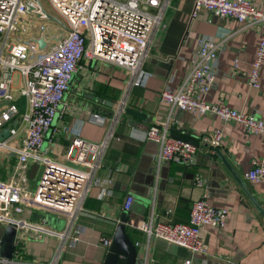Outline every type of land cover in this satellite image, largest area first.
Here are the masks:
<instances>
[{
  "label": "crops",
  "instance_id": "crops-1",
  "mask_svg": "<svg viewBox=\"0 0 264 264\" xmlns=\"http://www.w3.org/2000/svg\"><path fill=\"white\" fill-rule=\"evenodd\" d=\"M264 12V0H252ZM194 0H171L159 31L143 65L142 87L133 89L110 143L103 166L96 175L89 196L84 203L87 216L77 220L81 241L73 249L65 250L56 264H103L108 248L100 243L112 239L115 227L123 216V203L133 199L127 212L126 235L135 246L138 264H264V181L251 183L244 174L252 160L264 154V138L247 134L234 122H222L212 115L197 117L173 111L170 118L166 106L158 101L159 92L176 88L190 70L197 51L199 37H218L222 32L232 34L220 55L217 75L207 96L210 103L253 115L264 121V65L260 69L258 90L247 84L255 57L259 29H248L234 20L219 21L206 12L191 18ZM238 60L237 67L234 61ZM127 73L95 60H82L70 83L55 127L60 129L47 139L43 154L58 162L71 135L64 129L78 127L80 136L96 143L103 139L122 95ZM22 80L12 76L11 89L18 112L25 109L20 95ZM4 102L0 101V109ZM99 115L102 124L88 121L89 115ZM170 120L169 134L188 139L196 145L197 162L193 167L176 163L156 165L158 145L144 139L147 129ZM15 123V121L13 122ZM222 131V143L213 150L202 144L201 138ZM22 135L7 144L20 147ZM41 154V153H40ZM33 163L30 161L29 165ZM17 157L0 150V180L9 181L15 173ZM38 176V175H37ZM203 184L198 186L196 178ZM36 178V176H35ZM28 182L33 191L36 185ZM206 197L216 208L228 210L224 229L202 228L200 239L208 247V256L191 255L187 250L157 239H147L134 228L150 218L154 223L186 224L192 203ZM19 220L43 226L55 233L62 232L64 217L39 208L26 207ZM4 226L0 224V235ZM33 234L15 241L13 261L20 264H49L58 245L55 237Z\"/></svg>",
  "mask_w": 264,
  "mask_h": 264
},
{
  "label": "built area",
  "instance_id": "built-area-1",
  "mask_svg": "<svg viewBox=\"0 0 264 264\" xmlns=\"http://www.w3.org/2000/svg\"><path fill=\"white\" fill-rule=\"evenodd\" d=\"M171 0H47L59 16L63 32L48 38L51 20L39 0H0V131L11 126L9 137L0 144V150L14 153L17 167L9 181L0 180V224L16 225L17 238L31 232L34 239L43 235L55 237L58 245L51 262L56 264L63 252L73 249L81 241L77 220L90 194L96 175L103 166L116 127L126 109L133 89L142 87L145 73L142 68L152 43L159 31ZM200 12L208 13L219 21L234 20L248 29H259V41L254 60L247 75L250 88H260V69L264 65V12L252 0H194L191 18ZM32 17L40 23L31 21ZM57 29H55L56 31ZM59 32V31H58ZM232 36L222 32L218 37H199L197 51L190 70L176 88L166 87L159 92L158 101L167 107L169 118L173 111L197 117L215 116L222 122H234L252 136L264 138V121L253 115L216 105L207 100L215 82L219 58L227 40ZM38 39H43L40 50ZM82 60H95L125 71L127 80L108 129L99 142L92 143L80 136L78 127L64 129L71 135L64 153V161L52 160L40 154L47 139L60 132L55 125L66 93ZM238 60L234 61L236 68ZM18 73L22 80L20 95L25 109L18 112L11 89L12 76ZM15 121L16 125L13 126ZM88 121L102 124L99 115H89ZM165 123L150 126L144 139L158 145L156 165L176 163L193 167L197 162L195 145L173 139ZM22 135L20 147L7 144L11 138ZM203 145L215 150L222 143V131L201 138ZM30 161L38 163V183L33 191L28 188ZM37 171V173H38ZM247 181H264V154L250 163L244 174ZM196 184L203 182L199 177ZM133 203L127 197L122 210L128 212ZM39 208L64 217L62 232L55 233L43 226L19 220L24 208ZM228 210L216 208L206 197L191 205L186 224L154 223L150 218L134 228L149 239H157L183 248L191 255L208 256V247L200 239L202 228L224 229ZM108 248L111 240H100ZM186 261L185 264H190ZM0 264H20L0 260Z\"/></svg>",
  "mask_w": 264,
  "mask_h": 264
},
{
  "label": "water",
  "instance_id": "water-1",
  "mask_svg": "<svg viewBox=\"0 0 264 264\" xmlns=\"http://www.w3.org/2000/svg\"><path fill=\"white\" fill-rule=\"evenodd\" d=\"M51 20L57 21L51 16L47 15ZM37 44L40 50H44V41L43 39H38ZM6 106V103L3 106ZM125 113L137 116L138 113L132 111L130 109H125ZM16 123H13V126ZM11 126H7L3 130L0 131V144L3 143L9 137V129ZM175 140H179L182 142H187L195 145L188 139L183 137L175 136L172 137ZM196 146V145H195ZM38 171V163L34 162L29 169L28 179L34 180ZM83 216H87L85 213H82ZM127 212L123 213V216L118 222H112L111 225L115 227L114 233L111 239V243L108 247L107 253L105 255V259L103 264H138L137 250L132 242L129 240L126 235L125 228L128 225L127 221ZM16 225L8 224L3 228V231L0 235V260L5 262H9L13 258L14 246L16 241Z\"/></svg>",
  "mask_w": 264,
  "mask_h": 264
},
{
  "label": "rangeland",
  "instance_id": "rangeland-1",
  "mask_svg": "<svg viewBox=\"0 0 264 264\" xmlns=\"http://www.w3.org/2000/svg\"><path fill=\"white\" fill-rule=\"evenodd\" d=\"M40 1V4H41V7L42 9L44 10V12L46 14H48L49 16H51L52 18L56 19L57 21H53V20H50L49 21V26H50V30L48 32V38L54 36V35H62L63 32H61L60 30H62V26H61V21L59 20V16L51 9L50 5L48 4L47 0H39ZM31 21L35 22V23H40L36 17H32L31 18ZM55 29H57L55 31ZM59 31V32H58ZM43 149V148H42ZM40 151L41 154H43V151L42 150ZM42 169V166L40 167V170L38 171L37 175L39 176V173ZM36 175V178L34 180H31L30 183L32 185H37L38 183V176Z\"/></svg>",
  "mask_w": 264,
  "mask_h": 264
}]
</instances>
